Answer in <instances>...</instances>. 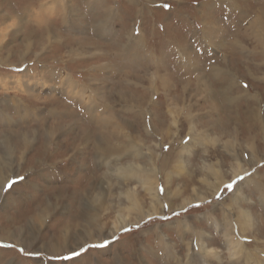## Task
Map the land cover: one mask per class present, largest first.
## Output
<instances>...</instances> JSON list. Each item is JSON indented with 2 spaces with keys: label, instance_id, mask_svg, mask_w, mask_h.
Returning a JSON list of instances; mask_svg holds the SVG:
<instances>
[{
  "label": "rangeland",
  "instance_id": "obj_1",
  "mask_svg": "<svg viewBox=\"0 0 264 264\" xmlns=\"http://www.w3.org/2000/svg\"><path fill=\"white\" fill-rule=\"evenodd\" d=\"M263 9L264 0H0V264H264V14L252 16ZM210 68L232 76L224 111ZM62 75L80 85L78 100ZM81 104L99 105L96 127ZM244 107L258 117L246 128ZM100 129L117 154H94ZM181 142L182 161L162 166ZM128 165L129 177L116 172ZM97 196L101 208L90 209ZM85 213L103 224L87 239Z\"/></svg>",
  "mask_w": 264,
  "mask_h": 264
},
{
  "label": "bare ground",
  "instance_id": "obj_2",
  "mask_svg": "<svg viewBox=\"0 0 264 264\" xmlns=\"http://www.w3.org/2000/svg\"><path fill=\"white\" fill-rule=\"evenodd\" d=\"M87 6H89V5H87ZM239 7V6H238ZM238 7L236 8V10H237V12H238V14L240 15V11H239V9H238ZM245 7H246V5H245ZM258 6H256L255 8H257ZM240 8V7H239ZM248 9V8H247ZM261 9L260 8H257V10H256V12H259ZM264 10V9H263ZM241 12H242V16H243V14H245V13H251V10L250 9H248V10H241ZM103 14V13H102ZM211 14V13H210ZM264 14V12H262V13H260V14H256V13H253L252 14V16H261V15H263ZM106 15V14H105ZM140 15V14H139ZM250 14H248L247 16H249ZM241 16V17H242ZM230 17V16H229ZM103 21H104V19H103ZM103 21H101L98 25H97V27H95V31H97V33H101L105 28H106V24H104L105 22H103ZM238 25V24H237ZM109 32V31H108ZM96 33V32H95ZM209 35H213L212 33H208ZM131 35H133V33L131 34ZM227 38V39H226ZM225 38V42L227 43L228 41H230L231 40V38H233V37H226ZM237 39H235L232 43H230V44H228V46L230 45L231 47L233 46V48H235V49H233V50H235L236 52H239L240 53V51L237 49ZM223 45V44H222ZM125 46V45H124ZM218 47V49H221V48H219V46H217ZM124 48V47H123ZM136 49H139L138 47L137 48H134V49H132V50H129V51H125V52H123V55L125 54V53H128V54H130L131 53V51H134V50H136ZM183 51H185L184 49H182L181 51H180V54H182L183 53ZM137 52V51H136ZM140 54V53H139ZM187 54V53H186ZM236 54V53H235ZM234 54V55H235ZM178 58H180V56L178 57ZM147 59H148V57H147ZM148 61V60H147ZM189 61H191L192 62V64L193 65H197V63H198V59L195 57V56H193ZM233 61V60H232ZM199 62H201V61H199ZM210 63H214V62H216V60L215 61H213V60H211V61H209ZM208 62V63H209ZM150 63H155V62H151L150 61ZM185 63H187V62H185ZM185 63H182V62H180V64H181V69L182 68H186V64ZM236 63V62H235ZM230 65V64H229ZM228 65V66H229ZM213 67H218V66H213ZM230 67H232V68H234L235 67V64H232ZM212 68V67H211ZM210 68V70H212ZM166 69V68H165ZM194 69V68H193ZM213 71V70H212ZM29 72V71H28ZM173 72H177V69H175V70H173ZM31 74V73H30ZM172 74V73H171ZM174 75H176L175 73H173ZM172 74V75H173ZM43 75H45V74H43ZM173 75V76H174ZM27 76H28V74H27ZM49 78H53V80L54 79H57V75H56V72H55V70H49V72H48V75H47ZM227 76H228V78L226 79V80H223V81H221V80H219L218 79V74L217 73H215L214 71H213V73H212V77L214 78V79H216V81H217V84H218V87L216 88V90H217V95L220 97V98H222L223 99V101H221V104H220V108L221 109H223V111H224V105H227L226 107H228L229 105H230V103L232 102V99H231V96L229 95V93H228V88L225 86L226 84H228V83H231V78H232V76L230 75V74H227ZM62 77L63 78H61V83H64V87H61V88H63L64 89V91H65V93H67L71 98H73L74 100L76 99V100H78L79 98V96L76 94V91H75V88H81L80 87V85H78L77 83H75V82H73L72 80H70V76H68V75H62ZM178 77V76H177ZM211 77V78H212ZM30 78H31V75H30ZM24 80V79H23ZM60 80V79H59ZM58 80V81H59ZM198 81V85L200 86V84H202L203 83V81H202V79H201V77L200 78H198L197 79ZM164 81V80H163ZM200 82V83H199ZM213 82V81H212ZM24 83V82H23ZM222 83L224 84L225 83V85H222ZM163 84H164V82H163ZM169 84V82L167 83L166 82V85H168ZM25 85L26 84H24V85H22V86H20V88H19V90L21 91V93H24L25 91H23V90H21L22 88H24L25 87ZM28 85V84H27ZM33 86V85H32ZM62 86V85H61ZM163 86V85H162ZM197 86V85H196ZM174 87H176L175 85H174ZM203 87V89H204V91H206V98H208V99H212L213 97H214V92L213 93H211V92H209L208 91V87H207V85L204 87V86H202ZM169 89V88H168ZM175 89V88H174ZM34 90H36V89H34ZM53 90V93H52V95H54L55 94V89H52ZM86 91H87V89H86ZM174 91V90H173ZM182 91H185V86H182L181 87V92ZM178 92V91H177ZM36 94V93H35ZM33 95V94H32ZM31 94H29V95H25L24 97H27V98H29L30 99V102H28V104H30L31 105V101H34V100H36V101H39V98L37 97V96H32ZM133 97V96H132ZM143 97H141V100H139L141 103V105H143V104H145L144 102H145V100L144 99H142ZM7 99V98H6ZM13 99V98H12ZM134 99V98H133ZM144 100V101H143ZM7 101V100H6ZM12 100H9V102H10V104L13 102L14 103V101H12ZM71 101H73L72 99H71ZM15 102H17V101H15ZM18 103V102H17ZM137 103V102H136ZM25 103L24 102H21V103H18V105L19 106H22V109H24V111H26L25 109H28V107H26L25 105H24ZM7 105H9L8 104V102H7ZM14 105H15V103H14ZM218 105H219V102H218ZM248 106V105H247ZM18 107V106H17ZM98 107H99V105L97 106V107H90V106H86V107H84L82 104H81V109H83V110H85L87 113H88V116H87V119L89 120V121H91L90 123H91V125H92V127L93 126H95L96 127V120H95V118H94V116H98V112H100L99 110H98ZM21 108V107H20ZM231 108V106L229 107V109ZM228 109V108H227ZM103 110V109H102ZM142 110L143 109H140V111L139 112H142ZM228 111V110H227ZM244 111H245V120H246V122H245V125H244V127L246 128L248 125H247V123L251 120V123H253V121H254V119L256 120V118H258L256 115H254L253 114V109H251L250 107H244ZM67 112L69 113V112H73V110L69 107L68 108V110H67ZM154 112V111H153ZM52 112H50V114H51ZM169 113V112H168ZM151 114H153L152 112H151ZM230 114V113H229ZM52 115H53V113H52ZM1 120H2V122L4 123H8L10 120H8V118H7V116L5 115V114H1ZM22 116V115H21ZM36 116V115H35ZM34 117V116H33ZM71 117H73V116H71ZM140 117V116H139ZM155 117V116H154ZM34 118H36V117H34ZM228 118V117H227ZM27 119H29V118H27ZM84 120V119H83ZM155 121H156V119H154ZM78 121V122H77ZM75 123L76 124H79L80 126L81 125H83L82 123L83 122H81V119H78V120H76L75 122H74V125H75ZM250 123V124H251ZM249 124V123H248ZM74 125L73 124H71V125H66V127H69L71 130L73 129V127H74ZM110 126H113V125H111L110 124ZM222 126V125H221ZM56 128H60L61 126H55ZM102 127H103V129H104V131H105V128H106V126H105V124L104 125H102ZM229 124L226 122V124L224 125V127H223V129L225 130V131H228L229 130ZM75 128V127H74ZM77 128H78V126H77ZM84 129L81 131V133L80 132H78L79 133V136H80V138L82 139V140H84L88 135H90V133H88L89 131H88V128H85V127H83ZM99 128V127H98ZM120 128V127H119ZM62 129V128H61ZM60 129V130H61ZM102 129V128H101ZM101 129H100V136H99V139H98V141L96 142V144H95V147L93 148V150H94V154L95 155H97V154H99L100 153V151H102V152H104V151H107V154H109L110 152H113V153H118L117 151H118V149H116L115 147H113L112 146V144H110V143H107L106 145H104V140H105V135L103 134V132L101 131ZM231 129V128H230ZM51 130V129H50ZM59 130V129H58ZM162 130V129H161ZM157 131V130H156ZM160 131V129L158 130V132ZM251 129H247V134H248V136H247V138L245 139V138H243L245 141H247L246 143H249L250 141H251V136H252V134H251ZM51 132H52V134H53V132H55L54 130H51ZM51 132L50 133H47V136H46V138H51L52 137V134H51ZM87 133H88V135H87ZM220 134H223V135H229V134H227V132H219ZM233 134V133H232ZM50 135V136H49ZM110 137H112L111 135H109V138ZM160 138H162V137H160ZM165 138V137H164ZM89 141V140H88ZM161 143H162V140L160 141ZM188 143H189V141H188ZM188 143L185 145V144H183L182 142H181V144L179 145L180 147H179V152H177V157L175 156V155H173L172 156V153H171V151H167L166 152V156L165 157H163V159H162V157L161 158H159V161H166V162H164L163 164H161L162 166L164 165V166H169L170 165V163H175V164H177V163H180V161H182L181 159V153H183V150L184 149H189V147H188ZM6 143H4L3 142V145H5ZM189 146H190V144H189ZM103 147V148H102ZM227 148H229V147H227ZM103 158V157H102ZM99 162V161H98ZM254 162H257V161H254ZM104 163V162H103ZM132 168V166L131 165H128V167H118L117 169H116V172L118 173V174H121L123 177H126V176H128V170L129 169H131ZM137 168V167H136ZM51 172H52V170H50ZM129 177V176H128ZM131 177V176H130ZM252 177H254V175L252 176ZM128 179V178H127ZM130 179V178H129ZM248 180L250 181L251 180V178H248ZM75 194V196L73 195L72 197H76L77 196V194L76 193H74ZM100 195V194H99ZM150 198H151V200H152V202L155 204V203H158L159 201H157V198H156V195L155 194H151L150 195ZM124 202H128V205H130V206H135L136 204H137V201H136V199L134 198V195L131 193V191L130 190H126L125 191V193H124ZM61 200V199H60ZM97 200V202H96V205L95 206H93L92 205V208H90V209H93V208H96V210H99L100 208H101V206H102V202H101V199H99V196H97V197H95L94 199H93V202H95ZM120 205H122L121 203H120ZM152 205V204H151ZM52 207V206H51ZM129 208V206H127V207H123V208H120L119 210H117V212L120 214V213H122V211L123 210H125V209H128ZM45 209V208H44ZM42 211V210H41ZM47 211V210H46ZM45 213V212H44ZM86 214V219L88 220L87 222H86V224H85V226L86 227H84L82 230L84 231V239H87V238H89L90 236H97V233H95V232H93V229L94 228H98V226H102L103 224L101 223V224H99V221H98V217H97V215L96 214H89V213H85ZM79 215H80V213H79ZM78 215V216H79ZM42 216L43 215H41V213L39 214H37L36 215V218H34V219H37L36 221L37 222H39V219H42ZM81 216V215H80ZM118 221L120 222V224H121V226H122V221H121V219H120V217H118ZM38 225V224H37ZM73 226V225H72ZM217 226V225H216ZM216 226H215V228H216ZM32 227H33V225H32ZM75 227V225L73 226V228ZM67 228H69V227H67ZM75 229V228H74ZM99 229V228H98ZM70 229H66L65 231H64V233H63V236H61V240L63 241V243L62 244H64L65 243V241L70 237V234H71V232H68ZM100 230V229H99ZM71 231V230H70ZM20 233V232H19ZM101 233V230L99 231V234ZM11 234V233H10ZM17 236V235H16ZM9 237V236H8ZM11 238V237H10ZM58 239V238H57ZM20 240V239H19ZM18 241V240H17ZM63 248V247H62ZM194 248H196V251L198 250V247H197V245H195L194 246ZM53 249H55V250H57L56 248H53ZM193 251H194V249H193Z\"/></svg>",
  "mask_w": 264,
  "mask_h": 264
},
{
  "label": "snow or ice",
  "instance_id": "obj_3",
  "mask_svg": "<svg viewBox=\"0 0 264 264\" xmlns=\"http://www.w3.org/2000/svg\"><path fill=\"white\" fill-rule=\"evenodd\" d=\"M165 7H167V5H165ZM245 87H246V85H245ZM21 179H23V177H21ZM241 179H242V178H241ZM16 183H17L16 180H11V179L8 180V181L6 182L4 188H3V191H5V192L9 191V190H10V189H11ZM234 183H235V181H233L232 184H226V185H225V188H226L227 190L231 191ZM197 207H199V206L197 205ZM123 231H130V230H129V229H124ZM114 239H115V238H114ZM108 243H109L108 241H105V242L102 243V244L89 245V247H93V248H105V247L108 246ZM83 251H84V249L82 248V249H81V252H73V257H77V256L81 255V253H82ZM73 257H65V259H71V258H73Z\"/></svg>",
  "mask_w": 264,
  "mask_h": 264
}]
</instances>
